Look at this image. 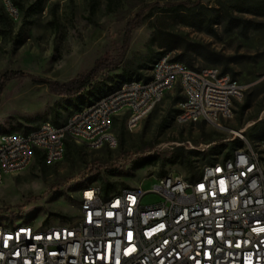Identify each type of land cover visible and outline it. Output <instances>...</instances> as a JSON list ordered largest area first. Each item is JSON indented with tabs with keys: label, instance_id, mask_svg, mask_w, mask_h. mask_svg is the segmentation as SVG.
<instances>
[{
	"label": "built area",
	"instance_id": "built-area-1",
	"mask_svg": "<svg viewBox=\"0 0 264 264\" xmlns=\"http://www.w3.org/2000/svg\"><path fill=\"white\" fill-rule=\"evenodd\" d=\"M0 6L11 20L20 17L14 0ZM177 86L183 95L178 122L220 127L246 89L216 66L194 69L160 56L149 79L124 80L60 125L43 121L27 132L0 134V185L26 170L37 152L46 164L58 162L70 139L115 148L117 115L125 113L133 128ZM236 138L242 145L194 177L169 172L148 190L121 186L108 193L99 182H86L72 220H0V264H264V138L252 142L245 129L228 141ZM148 195L156 199L145 203Z\"/></svg>",
	"mask_w": 264,
	"mask_h": 264
},
{
	"label": "rangeland",
	"instance_id": "rangeland-1",
	"mask_svg": "<svg viewBox=\"0 0 264 264\" xmlns=\"http://www.w3.org/2000/svg\"><path fill=\"white\" fill-rule=\"evenodd\" d=\"M18 1L20 17L0 23V87L7 73L24 75L3 86L0 134L14 126L24 130L19 124L36 127L51 121V108L61 97L50 89L47 80L66 82L89 71L100 57H119L127 26L139 15L141 22L130 32L119 68L100 78L120 74L118 84L129 78L147 80L153 62L160 56L174 58L182 46H205L220 53L221 60L208 62L193 52L191 68L216 66L223 72L228 65L227 73L246 89L234 102L233 117L221 120L222 127L203 120L178 122L176 110L182 93L177 86L133 128L127 126L126 114L119 113L113 127L118 138L115 148H89L70 139L71 149L58 162L41 164L34 160L26 170L5 178L0 185V220H29L43 225L72 220L79 206L77 190L83 182L101 183L105 178L116 189L141 186L148 190L155 177L169 172L194 177L205 164L231 151L227 145L218 154L194 157L192 164L171 163L170 153L177 146L207 152L212 146L228 143L241 129L252 142L259 138L251 139V132L264 136V28L257 27L243 36L237 30L226 33L216 25L217 33L209 34L161 11L168 3L199 1L211 7L216 0H45L42 9L36 0ZM169 46L178 48L170 50ZM124 70L133 75L122 76ZM114 84L108 82L109 86ZM69 116L64 112L61 123ZM151 155L157 157L156 163L135 167L134 160ZM112 169L116 170L114 175L109 174ZM155 199L148 195L144 202Z\"/></svg>",
	"mask_w": 264,
	"mask_h": 264
},
{
	"label": "trees",
	"instance_id": "trees-1",
	"mask_svg": "<svg viewBox=\"0 0 264 264\" xmlns=\"http://www.w3.org/2000/svg\"><path fill=\"white\" fill-rule=\"evenodd\" d=\"M14 2L18 6L20 5L18 0H14ZM36 2L37 7L42 9L45 0H36ZM55 8L56 7L53 8L54 15ZM161 11L173 15L187 26L205 31L209 34L217 33L216 25H221L223 27V31L226 33L237 30L243 36H247L251 30L256 29L257 27L264 28V21L258 20L264 18V0H216L215 5L211 7L204 5L199 1H182L178 3L165 4ZM246 15L250 17H247ZM139 17L129 22L127 26L125 45L119 57H100L89 71L79 74L77 77L66 82L47 80L50 89L61 97V100L51 108V121L54 124H62L60 118L63 116L64 112H69L71 115L74 111L80 110L110 93L121 84H118L119 80H117V78L121 77L120 74L110 75L105 79L100 78V76L119 68L125 56L130 32L141 22ZM8 20H10V18H8L4 9L0 6V23L5 24ZM174 48L178 47L169 46L170 50ZM181 50L182 51L172 59L182 61L190 67H194V59L192 58L193 52H196L199 57L208 62H219V60H221L218 58L221 57L220 53L212 51L205 46H201L199 49H191L190 47L182 46ZM228 69L229 67L226 65L223 72L227 73ZM122 73V76L133 75V72L126 73L125 70ZM19 75L24 74H18V72L7 73L1 81V84L4 86L7 81ZM108 82H114V87L109 86ZM3 86L0 87V95L2 93ZM182 99L183 95L180 97L179 102ZM178 111L179 109L176 110V114ZM19 125L24 129L23 131L26 132L37 127L24 126L22 124ZM17 129L18 128L14 126L6 132L15 131ZM261 130V135H264V127H262ZM249 137L251 139L264 138V136H260L256 132H251ZM228 143H221L212 146L207 152H204L205 150L202 152L197 149H188L187 146H177L170 153V161L171 163L184 161L188 164H192L194 161L193 158L199 155H215L223 150L227 145H230L231 149L235 146L242 145V141L237 138L229 141ZM72 145L73 143L70 140L67 141L65 152L70 150ZM228 154L229 152H227L225 156ZM35 161L37 163L45 164L43 156L40 152L36 153ZM134 161L135 167L139 168L156 163L157 157L152 155L144 156ZM115 173L116 170H109L110 175H114ZM85 183L86 182L79 184V188H81ZM100 184L104 193H108L109 191L115 189V184L110 182L108 179L102 178Z\"/></svg>",
	"mask_w": 264,
	"mask_h": 264
}]
</instances>
